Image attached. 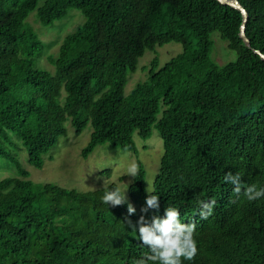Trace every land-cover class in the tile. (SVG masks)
<instances>
[{
	"label": "trees",
	"instance_id": "16d2710c",
	"mask_svg": "<svg viewBox=\"0 0 264 264\" xmlns=\"http://www.w3.org/2000/svg\"><path fill=\"white\" fill-rule=\"evenodd\" d=\"M39 1L0 0V155L18 172L0 181V264H132L148 252L137 221L163 217L166 206L196 224L199 252L184 264H264V197L243 195L244 186L264 187V60L254 52L264 53V0H238L249 13L250 47L240 37L242 13L217 0ZM72 9L86 21L50 57L55 75L37 69L44 44L26 20L37 11L49 27ZM216 32L238 56L223 67L211 58ZM169 43L183 51L162 67L155 59L148 80L126 96L140 58ZM68 120L77 135L93 127L84 159L106 144L137 154L134 135L148 140L155 128L164 143L151 193L159 210L141 212V161L128 190L132 215L128 202L103 203L105 189L29 180L7 144L19 137L29 163L42 169ZM229 172L241 175L238 196L224 180ZM201 200L215 201L207 219Z\"/></svg>",
	"mask_w": 264,
	"mask_h": 264
},
{
	"label": "rangeland",
	"instance_id": "374dc122",
	"mask_svg": "<svg viewBox=\"0 0 264 264\" xmlns=\"http://www.w3.org/2000/svg\"><path fill=\"white\" fill-rule=\"evenodd\" d=\"M44 1H39V7ZM85 21L86 18L78 10L72 9L62 20L46 27L40 23L37 11L32 12L26 22L34 28L44 44L42 52L35 57L36 68L55 75V67L50 63V57L58 55L65 37L76 32ZM211 41L213 42L211 58L219 67L237 60V53L230 50L228 42L219 33H213ZM182 51L183 46L178 43H169L157 47L155 51H146L139 60L137 71L129 74L125 95H129L139 83L148 80L155 59H158L159 66L162 67ZM65 96L66 93L63 91L62 102ZM158 118L161 119L162 114ZM66 128L67 135L61 137L58 145L44 158L42 169H37L29 163L28 152L19 137L13 136L16 144H7V150L17 157L23 169L29 172V180L36 184L52 183L80 192L105 189L117 184L122 191H126L127 202L131 203L128 190L134 176L129 175V167L134 165L137 169L138 161H141L147 173L146 189L149 188L152 190L151 193L153 192L154 181L164 154L162 137L155 128L148 140L141 139L137 134L134 135L137 154L115 149L106 144L98 146L87 159L82 157V151L90 142L92 125L89 124L80 135L76 134L71 120L66 122ZM107 171H110V175L105 173ZM11 177H18L17 169L10 160L0 155V181Z\"/></svg>",
	"mask_w": 264,
	"mask_h": 264
},
{
	"label": "clouds",
	"instance_id": "9594fccd",
	"mask_svg": "<svg viewBox=\"0 0 264 264\" xmlns=\"http://www.w3.org/2000/svg\"><path fill=\"white\" fill-rule=\"evenodd\" d=\"M137 169L134 165L129 167V175L135 176ZM227 183L233 185V191L238 196L242 191V178L239 173H227L224 177ZM151 189L147 188L146 207L141 209L142 213L148 211H158L159 197L151 194ZM126 191L120 188H105L102 201L112 206H120L127 202ZM243 195L248 201H255L264 197V187L258 188L252 184L243 187ZM202 219H207L212 214L215 201H198ZM127 211L129 215L135 213V208L128 203ZM131 223V222H129ZM138 224V240L141 246L148 249L140 258L133 260L132 264H184L185 261L191 262L198 255V243L195 239L196 224L183 223L180 218L179 210L174 206H166L164 216H153L151 221L141 215ZM135 232V227L133 228ZM183 258V259H181Z\"/></svg>",
	"mask_w": 264,
	"mask_h": 264
},
{
	"label": "water",
	"instance_id": "95a60500",
	"mask_svg": "<svg viewBox=\"0 0 264 264\" xmlns=\"http://www.w3.org/2000/svg\"><path fill=\"white\" fill-rule=\"evenodd\" d=\"M223 5L232 6L235 9H238L243 15V24L240 29V37L246 43L248 47H250V40L246 35V27L249 20V13L248 11L242 6V4L238 0H217ZM254 52L259 55L264 60V53L259 50H254Z\"/></svg>",
	"mask_w": 264,
	"mask_h": 264
}]
</instances>
